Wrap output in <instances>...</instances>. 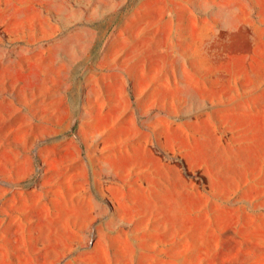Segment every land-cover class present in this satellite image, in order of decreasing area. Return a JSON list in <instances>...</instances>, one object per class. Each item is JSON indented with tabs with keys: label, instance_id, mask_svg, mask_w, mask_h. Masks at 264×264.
Listing matches in <instances>:
<instances>
[{
	"label": "rangeland",
	"instance_id": "374dc122",
	"mask_svg": "<svg viewBox=\"0 0 264 264\" xmlns=\"http://www.w3.org/2000/svg\"><path fill=\"white\" fill-rule=\"evenodd\" d=\"M0 264H264V0H0Z\"/></svg>",
	"mask_w": 264,
	"mask_h": 264
}]
</instances>
